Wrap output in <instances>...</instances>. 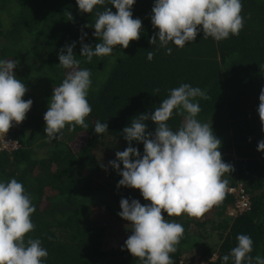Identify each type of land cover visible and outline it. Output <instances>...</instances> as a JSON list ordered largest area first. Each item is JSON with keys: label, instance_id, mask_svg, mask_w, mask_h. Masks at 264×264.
<instances>
[{"label": "trees", "instance_id": "16d2710c", "mask_svg": "<svg viewBox=\"0 0 264 264\" xmlns=\"http://www.w3.org/2000/svg\"><path fill=\"white\" fill-rule=\"evenodd\" d=\"M242 2L245 23L238 36L217 42L200 33L182 49L169 44L168 55L149 43L158 31L151 23L155 0H136L132 12L142 21L140 39L89 63L80 56L81 37L86 33L83 42L93 47L99 42L92 26L96 13L107 7L116 12L110 4L89 14L79 10L76 0H0V59L19 61L14 71L28 88L22 99L33 101L25 120L6 134L20 146L0 152V181L15 178L31 195L35 229L26 239L41 240L48 250L46 264H141L124 248L132 233L118 213L122 198L150 202L139 190L118 188L121 177L109 162L129 146L123 129L131 120L151 113L181 83L206 90L198 119L212 122L223 160L234 168L224 178L229 188H245L251 207L230 216L234 199L225 194L203 217H168L185 229L171 254L173 264H222L238 234L250 235L251 255L264 257V153L257 151L264 140L257 112L264 88V0ZM73 42L80 67L92 74V112L85 119L87 127L66 126L59 140H51L44 114L53 89L69 71L58 66V54ZM152 50L154 59L148 61ZM182 119L174 115L168 123L175 130ZM97 121L106 122L108 132L95 134ZM147 123L154 132L155 125ZM132 146L143 154V144ZM113 237L119 240L116 247L110 242Z\"/></svg>", "mask_w": 264, "mask_h": 264}, {"label": "clouds", "instance_id": "9594fccd", "mask_svg": "<svg viewBox=\"0 0 264 264\" xmlns=\"http://www.w3.org/2000/svg\"><path fill=\"white\" fill-rule=\"evenodd\" d=\"M106 3L116 12L107 7L96 13L92 28L99 42L94 47L84 43L86 33L80 40V56L89 63L93 57L113 56L117 46L127 49L131 41L140 39L142 21L134 19L132 12L136 0H76L79 10L89 14ZM242 9V0H155L151 23L158 31L149 43L171 55L169 44L182 49L194 43L200 33L217 42L238 36L245 23ZM75 47L73 42L58 54V66L69 71L53 89L44 114L45 133L51 140H59L66 126L87 127L85 119L92 112L88 101L92 74L80 67ZM154 56V50L147 52L148 61ZM18 65L17 59H0V137L4 141L10 128L22 123L33 105L31 99H22L28 88L16 76ZM201 99H207L206 90L189 83L170 89L151 113L138 115L123 129L129 146L117 151L116 159L109 162L121 177L118 188L139 190L150 202L122 198L118 213L129 222L132 233L124 248L141 264H173L171 254L176 252L185 229L168 217H203L229 190L224 177L234 168L223 160L222 142L212 122L198 119ZM259 101L257 112L264 124V88ZM174 115L183 117L175 130L168 123ZM149 121L155 125L154 132L148 130ZM93 131L100 136L108 132V125L97 121ZM133 142L143 144V154L132 146ZM257 151L264 153V140L258 142ZM35 211L32 197L21 182L15 178L0 181V264H46L48 250L41 240L31 236L26 239L35 229ZM236 241L230 253L222 257V264H264V257L251 255L254 241L250 235L238 234Z\"/></svg>", "mask_w": 264, "mask_h": 264}, {"label": "built area", "instance_id": "2783aa9c", "mask_svg": "<svg viewBox=\"0 0 264 264\" xmlns=\"http://www.w3.org/2000/svg\"><path fill=\"white\" fill-rule=\"evenodd\" d=\"M6 142H14L6 135ZM3 137H0V152L8 151L12 152L19 149V144L17 142L14 143H5ZM229 196H232L234 199L233 206L229 209V215L235 216L238 213H244L250 210L251 202L249 195L245 188L240 184L236 187H230L226 192Z\"/></svg>", "mask_w": 264, "mask_h": 264}, {"label": "rangeland", "instance_id": "374dc122", "mask_svg": "<svg viewBox=\"0 0 264 264\" xmlns=\"http://www.w3.org/2000/svg\"><path fill=\"white\" fill-rule=\"evenodd\" d=\"M110 242H111V245L112 246H114V247H116L117 245H118V243H119V240L115 237H113L111 240H110Z\"/></svg>", "mask_w": 264, "mask_h": 264}]
</instances>
